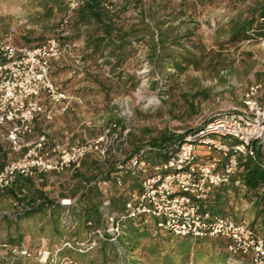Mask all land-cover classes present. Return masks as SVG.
Instances as JSON below:
<instances>
[{
    "label": "trees",
    "instance_id": "1",
    "mask_svg": "<svg viewBox=\"0 0 264 264\" xmlns=\"http://www.w3.org/2000/svg\"><path fill=\"white\" fill-rule=\"evenodd\" d=\"M237 1L243 3V8L216 30L215 44L221 48L250 38L264 40V0ZM196 2L206 5L214 0ZM170 3L171 0H80L72 12L74 30L66 40L83 36L85 57L94 63L103 59L114 78L120 80L125 75L132 78L124 68L136 55L139 46L148 47V57L155 66L164 68L170 65L176 73H182L190 66L200 67L207 54L206 45L199 41L200 37L195 40L194 26L183 27L194 23L193 13L188 14V8L182 2L180 15L173 16L179 21L174 25L170 17L177 7L170 10ZM107 4L112 8L109 9ZM22 37L27 44L34 41V38ZM167 74L172 75L171 72ZM132 84L137 85L134 81ZM116 122L120 123V119ZM198 128L163 133L148 140L129 132V145L120 158L110 154L101 163L88 156L83 161L90 158V168L99 173L74 193L75 200L70 204L49 199L38 189L30 192L29 186L33 182L24 177L14 183L16 186L0 189V196L12 195L24 205L22 211L2 215L0 219V229L6 226L9 231L6 237H0V250L7 251L6 256L0 254V264H23L28 256L14 254L11 247L23 246L22 224L36 219H43L39 225L43 229L51 225V256L44 264H235L227 248L228 241L223 238L177 235L161 229L153 216H126V203L133 192L141 191L144 177L142 172H134L126 166L130 158L140 156L153 170L167 162L169 149H174ZM118 179L122 180L121 185ZM235 179H240L241 185H235ZM24 185L27 190L22 188ZM18 193L22 196H17ZM240 196L251 205L253 217L249 224L264 236V159L261 150L255 155L241 156L236 175L201 201V209L212 214L229 215L227 208H231V199ZM105 199L110 200L107 210L116 214L121 225L120 232L114 236L106 231ZM248 212L247 208L231 214V217L241 221ZM100 229L104 230L105 238H98L97 244L90 249L80 250L78 243L95 237ZM67 241L73 247L64 246ZM138 252L146 261L137 258Z\"/></svg>",
    "mask_w": 264,
    "mask_h": 264
},
{
    "label": "built area",
    "instance_id": "2",
    "mask_svg": "<svg viewBox=\"0 0 264 264\" xmlns=\"http://www.w3.org/2000/svg\"><path fill=\"white\" fill-rule=\"evenodd\" d=\"M69 1L68 13L55 33L43 42L34 46L16 44L15 28L0 39V125L8 126L5 139L16 155L0 167V189L13 186L20 177L77 168L88 156L101 163L110 154L120 158L129 145L130 130L116 121L109 122L92 139L55 150L48 149L46 134L30 138L39 116L51 121L67 108L69 94L54 81L52 62L65 55L72 56L78 64L83 62L82 55L77 53V42L66 40L72 12L80 4V0ZM107 7L112 8L110 4ZM197 144H204L210 153H199ZM258 150L264 159L263 83L253 82L245 90L241 105L200 125L174 149H169L166 163L150 170L145 159L137 155L130 158L126 166L134 172H142L144 177L141 191L133 192L126 203V216H153L161 229L177 235L223 238L228 241L233 262L236 263L239 256H247L252 264H264L261 233L248 222L203 211L200 205L217 186L236 175L241 156L255 155ZM234 182L241 185L240 179ZM118 183L121 185L122 180L118 179ZM61 202L70 204L72 201ZM109 203V199L103 202L106 231L114 236L120 232L121 225L116 214L107 210ZM98 238H105L104 230L79 242V249L94 247ZM64 246L73 247V244L67 241ZM11 250L14 254L30 255L23 246L11 247ZM50 256V251L44 250L41 260L45 262Z\"/></svg>",
    "mask_w": 264,
    "mask_h": 264
},
{
    "label": "rangeland",
    "instance_id": "3",
    "mask_svg": "<svg viewBox=\"0 0 264 264\" xmlns=\"http://www.w3.org/2000/svg\"><path fill=\"white\" fill-rule=\"evenodd\" d=\"M60 2L0 0V39L15 28L13 40L16 44L34 46L43 42L55 33L68 13L71 1ZM182 2L188 8V14L193 13L195 18L193 24H184L183 27L194 26L195 40L200 37L199 41L206 45L207 54L201 66H190L184 72L176 73L170 65L164 68L155 66L148 57V47L139 46L136 55L124 68L132 78L125 75L120 80L114 78L103 59L95 63L88 60L84 52V37H75L77 53L82 55L83 62L78 64L72 56L65 55L54 60L51 66L54 81L69 94L66 111L46 124L45 132L53 144L66 147L77 141L92 139L100 134L105 125L118 119L133 136L143 140L163 133L184 132L199 127L233 106L241 105L245 90L253 82L264 85L263 39H245L222 48L215 44L216 30L242 9L243 3L214 0V3L201 5L196 0H171L170 6L167 4L170 10L173 6L177 7L170 17L174 25L179 21L173 16L180 15ZM184 18L190 20V17ZM72 23L73 16L70 33L74 30ZM22 36L34 38V41L27 44ZM170 72L172 75L167 74ZM132 81L137 85L133 86ZM197 148L199 153H210L204 144H197ZM48 149L51 150L50 147ZM90 163L89 158L77 168L49 172L40 177L43 180H38V183L41 187L47 186L50 199L73 202L74 193L99 173L90 168ZM23 209L24 205L17 197L0 196V219L2 215ZM42 220H27L22 224L21 232L25 234L22 245L30 253L23 264H44L41 254L44 250H51V225L44 229L39 227ZM12 230L16 234V230ZM8 232L6 226L2 227L0 237H6ZM0 254L6 256V249L0 250ZM139 254L137 258L146 261ZM250 261L247 256H239L235 264H252Z\"/></svg>",
    "mask_w": 264,
    "mask_h": 264
},
{
    "label": "crops",
    "instance_id": "4",
    "mask_svg": "<svg viewBox=\"0 0 264 264\" xmlns=\"http://www.w3.org/2000/svg\"><path fill=\"white\" fill-rule=\"evenodd\" d=\"M263 98H264V85H263ZM47 123H48V120L45 119L44 116H39L35 121V131L30 136V138L31 139H37L38 136L41 134L47 135V133L45 132L46 131L45 128H46ZM7 128H8L7 125H0V167L4 163H6L8 160L13 158V153L11 152L9 142L5 139V135L7 134ZM59 146H60L59 144H53V142L48 137V143H47L48 148L50 147L51 150H55ZM47 174L48 173H39L33 177H29L28 179L31 180V182H33L32 186H29V190H30V192L33 191L34 189L41 190L50 199V196H49L50 192H48L47 186L41 187L38 183V180H43V178H40V177L46 176ZM19 180H23V177H20ZM15 184H16V182H15ZM17 184H18V182H17ZM25 187H26L25 185L22 186V188L24 190H27ZM230 205H231V208H227L230 216H232L231 214H233L235 212L243 211V210L248 208L249 212L246 214L247 216L241 221H245L248 223L250 222V220L253 217L252 211L250 213L251 205L249 203H247L245 200H243L241 198V196L239 198H232L230 201Z\"/></svg>",
    "mask_w": 264,
    "mask_h": 264
}]
</instances>
